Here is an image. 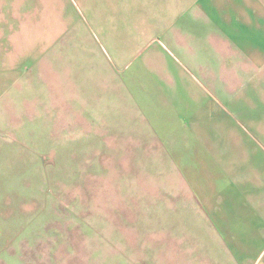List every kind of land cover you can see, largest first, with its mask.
<instances>
[{"label":"rangeland","instance_id":"1","mask_svg":"<svg viewBox=\"0 0 264 264\" xmlns=\"http://www.w3.org/2000/svg\"><path fill=\"white\" fill-rule=\"evenodd\" d=\"M154 2L0 0V264H226L187 194L122 175L59 105L112 56L118 18Z\"/></svg>","mask_w":264,"mask_h":264},{"label":"crops","instance_id":"2","mask_svg":"<svg viewBox=\"0 0 264 264\" xmlns=\"http://www.w3.org/2000/svg\"><path fill=\"white\" fill-rule=\"evenodd\" d=\"M158 6L118 18L95 79L57 95L63 118L122 175L187 194L226 264H264V0Z\"/></svg>","mask_w":264,"mask_h":264}]
</instances>
